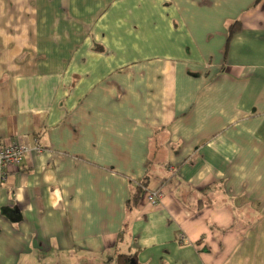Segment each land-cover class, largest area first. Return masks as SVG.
<instances>
[{
  "label": "crops",
  "instance_id": "0c3cea01",
  "mask_svg": "<svg viewBox=\"0 0 264 264\" xmlns=\"http://www.w3.org/2000/svg\"><path fill=\"white\" fill-rule=\"evenodd\" d=\"M15 144L0 264H264V0H0Z\"/></svg>",
  "mask_w": 264,
  "mask_h": 264
},
{
  "label": "built area",
  "instance_id": "2783aa9c",
  "mask_svg": "<svg viewBox=\"0 0 264 264\" xmlns=\"http://www.w3.org/2000/svg\"><path fill=\"white\" fill-rule=\"evenodd\" d=\"M40 152L39 148L35 149ZM29 152V149L23 145L15 144L0 148V187L5 184L8 178L9 169L11 167H19L23 157ZM163 194L160 190L145 189L143 193L144 200L151 206L157 207L162 200ZM184 241L183 237H179V242Z\"/></svg>",
  "mask_w": 264,
  "mask_h": 264
},
{
  "label": "trees",
  "instance_id": "16d2710c",
  "mask_svg": "<svg viewBox=\"0 0 264 264\" xmlns=\"http://www.w3.org/2000/svg\"><path fill=\"white\" fill-rule=\"evenodd\" d=\"M236 24H233L229 27V38L232 36L234 31L236 30ZM147 180L142 179L141 181L137 182L134 191L131 195L130 200L127 202L126 208L128 211L132 210V208L137 204L139 199H141L145 189L147 188ZM125 231H122L121 234H119V240L124 235ZM116 264H133L132 256L130 255H117V262Z\"/></svg>",
  "mask_w": 264,
  "mask_h": 264
}]
</instances>
